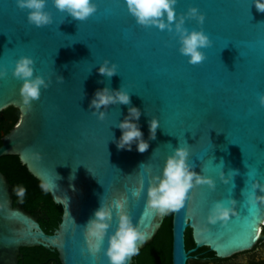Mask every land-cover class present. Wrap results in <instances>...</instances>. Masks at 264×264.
<instances>
[{"label":"water","instance_id":"water-1","mask_svg":"<svg viewBox=\"0 0 264 264\" xmlns=\"http://www.w3.org/2000/svg\"><path fill=\"white\" fill-rule=\"evenodd\" d=\"M92 3L95 11L77 20L45 0L50 22L35 26L17 0H0V113L13 108L19 114L2 134L0 158L17 156L62 209L57 228L46 234L37 217L12 205L13 192L0 172V264H18L20 249L36 247L56 252L59 264H109L105 249L117 227L115 208L95 254L88 252L83 230L98 207L117 198L145 233L143 249L165 217L146 208L147 189L180 147L187 150L188 169L210 184L193 181L183 206L172 213L171 264H187L201 248L218 259L250 250L264 225V107L258 102L264 94V12L253 0H175L172 26L161 29L138 24L125 0ZM191 7L201 22L186 15ZM180 18L186 32L200 31L209 40L199 49V63L179 51L174 25ZM20 57L32 61L31 78L45 85L27 109L19 95L22 81L13 75ZM102 64L114 67L113 75L99 74ZM99 89L122 91L129 103L93 109L89 102ZM130 107L139 111L134 123L147 142L144 152L135 140L130 151L116 147L117 125ZM152 119L157 127L149 138ZM217 203L233 211L223 223H208ZM200 226L206 232L197 233Z\"/></svg>","mask_w":264,"mask_h":264},{"label":"clouds","instance_id":"clouds-1","mask_svg":"<svg viewBox=\"0 0 264 264\" xmlns=\"http://www.w3.org/2000/svg\"><path fill=\"white\" fill-rule=\"evenodd\" d=\"M57 10L67 12L71 17L77 20H84L95 11V5L92 0H52ZM175 0H125L128 12L134 17L140 25L152 24L158 28L164 29L172 26L175 19L173 5ZM45 0H17L20 8L28 9L27 20L35 26H41L50 22L49 15L43 11ZM253 6L257 12H264V0H253ZM186 15L193 17L197 22L203 20L202 15L197 13L194 7L187 10ZM183 19L176 20L175 30L179 33L180 49L179 51L188 56L189 63H199L202 61L203 54L200 48L209 44L208 38L200 31L186 32L182 27ZM32 61L27 57H20L14 65L13 75L22 81L19 89V95L25 109L31 100L39 96V89L45 86L40 77H32ZM97 72L102 75L111 76L114 73V67H105L103 64L97 68ZM3 73L0 72V76ZM119 102L128 104L129 97L122 91L109 92L108 89H99L93 93L90 100V107L98 109L102 105ZM259 104L264 107V94L258 97ZM98 118H103V113L97 114ZM139 117V111L135 107L128 109L127 116L117 125L121 130V135L116 142L118 149L131 150L132 141H136V150L144 152L148 145L141 139L142 133L134 123ZM157 122L155 119L148 121L149 138H154ZM39 159L38 154H34ZM187 150L183 147L174 150L172 156L166 158L162 168L161 177L158 178L154 186L147 189L146 208L154 210L159 216H165L179 210L186 199L188 190L195 183H209L210 181L202 179L199 175L191 172L185 158ZM46 184H41L42 189H47ZM24 188L19 187L15 190V195L22 198ZM134 191L133 195H138ZM264 202V198H261ZM250 204H255V199L249 200ZM125 201L123 198H117L109 206L101 205L93 213V219H90L84 230L83 236L86 248L90 254L99 251L100 244L104 238L105 230L111 219L112 208H115L117 215V227L108 238V246L105 249V255L109 264H125V261L138 255L139 245L145 241V233L141 232L138 227L132 225L129 216L124 211ZM233 210L217 203L210 210L207 216L208 223H215L220 220L222 223L227 221L229 214ZM197 233L206 232L203 226L195 229Z\"/></svg>","mask_w":264,"mask_h":264},{"label":"trees","instance_id":"trees-1","mask_svg":"<svg viewBox=\"0 0 264 264\" xmlns=\"http://www.w3.org/2000/svg\"><path fill=\"white\" fill-rule=\"evenodd\" d=\"M18 111L13 108H8L0 113V116L12 118V124L18 119ZM12 125L6 126V123L0 121V132H7ZM0 172L6 177L9 182L10 189L13 192L12 205L21 206L37 217L41 229L46 234H52L57 228L62 209L59 205L54 204L49 194L41 188L40 183L33 178L25 166L21 164L17 156L9 155L0 158ZM19 187L24 188V196L22 198L15 195V190ZM171 217L172 213L165 215L160 228L158 229L153 240L146 245L142 250H139L137 257L140 259L150 255V264H154L156 260L160 264H171ZM194 247L191 239L190 230L185 232V248L189 250ZM21 253L27 259V263L45 262L50 260V264H59L57 253L45 250L42 247L31 249H20ZM211 259H215L211 254ZM141 262L142 259H141Z\"/></svg>","mask_w":264,"mask_h":264},{"label":"flooded vegetation","instance_id":"flooded-vegetation-1","mask_svg":"<svg viewBox=\"0 0 264 264\" xmlns=\"http://www.w3.org/2000/svg\"><path fill=\"white\" fill-rule=\"evenodd\" d=\"M0 121L5 122L6 126L12 125L6 133L3 131L0 132V144H1L2 134L3 135L7 134L15 123L12 124V118H5L4 116H0ZM211 254L212 256H214V254L208 251L207 248L197 249L196 251L190 254L187 264H264V225L262 226V231L259 240L250 250L243 253L235 254L226 259H218L214 256L215 259L213 260L211 259ZM150 258H151L150 255L144 256L143 258H141L143 262H141V259L139 262V258L137 257V255H135L133 257L131 264H150L149 263ZM26 263H27V259H25V257L22 254V258L18 261V264H26ZM50 263L51 261L48 260L45 262H32L28 264H50ZM54 264H56V262H54ZM154 264H160V261L156 260Z\"/></svg>","mask_w":264,"mask_h":264},{"label":"snow or ice","instance_id":"snow-or-ice-1","mask_svg":"<svg viewBox=\"0 0 264 264\" xmlns=\"http://www.w3.org/2000/svg\"><path fill=\"white\" fill-rule=\"evenodd\" d=\"M106 6H111V5H106Z\"/></svg>","mask_w":264,"mask_h":264}]
</instances>
